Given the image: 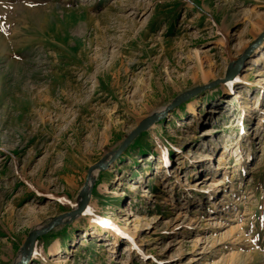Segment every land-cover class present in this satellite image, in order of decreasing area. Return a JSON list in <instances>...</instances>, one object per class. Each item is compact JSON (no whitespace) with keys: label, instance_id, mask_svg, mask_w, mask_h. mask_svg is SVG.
<instances>
[{"label":"rangeland","instance_id":"1","mask_svg":"<svg viewBox=\"0 0 264 264\" xmlns=\"http://www.w3.org/2000/svg\"><path fill=\"white\" fill-rule=\"evenodd\" d=\"M263 30L264 0H0V264H264Z\"/></svg>","mask_w":264,"mask_h":264},{"label":"water","instance_id":"2","mask_svg":"<svg viewBox=\"0 0 264 264\" xmlns=\"http://www.w3.org/2000/svg\"><path fill=\"white\" fill-rule=\"evenodd\" d=\"M264 37V30L263 32L257 37V39L250 45V47L248 48V50H250V48H253L255 47L259 42L260 40ZM247 50V51H248ZM236 66V65H235ZM235 69H229L227 71V73L225 74V76L223 78H220V79H216L214 81H211L210 83L208 84H205V85H201V86H198V87H194L193 89H190L188 91H186L185 93L177 96L176 98H174L168 105H166L163 109V112L165 111H169L172 107H174L175 105H177L180 101L186 99L187 97H189L190 95L200 91L201 89H204L206 87H209L217 82H225L229 79L232 78L233 74L235 73ZM157 117H154L153 115L147 117V118H144L142 120H140L138 122V124L135 126L134 129H132L129 134L125 137V139L122 141V143L119 145V147L116 149L115 153H113V155L111 156V158L109 159L112 160V158H114L116 155H118L126 146L127 144L132 140V138L137 134L139 133L140 131L144 130L149 124H151ZM108 165V163H104V164H101V163H95L91 166L88 167L87 169V175H86V182L84 183L83 187L81 188L80 190V197H81V201L80 203L72 210L70 211H67V212H64L58 216H56L50 223H48L44 228H41V229H38V230H35V231H32L31 233H29L28 235V243L31 245L35 239V237L37 235H40L42 233H45L47 231H49L50 229H52L54 226H56L57 224H59L62 220V218H64L65 216L67 217H74L76 214L80 213L84 207L86 206L87 204V191L90 192V186H87V181H89L90 179V173L93 169H104L106 166ZM86 189V191H85ZM25 248V245H23L22 247V251H21V257L20 259L14 263V264H24L26 262V259H27V256H28V252L27 254H23V250Z\"/></svg>","mask_w":264,"mask_h":264},{"label":"bare ground","instance_id":"3","mask_svg":"<svg viewBox=\"0 0 264 264\" xmlns=\"http://www.w3.org/2000/svg\"><path fill=\"white\" fill-rule=\"evenodd\" d=\"M264 59V52H262L261 54H260V56L258 57V59H255L254 60V63H257L258 61H262ZM229 69H232V66H229ZM192 114L193 115H195L196 114V110L194 109V108H192ZM158 116H160V114H157V115H155L154 117H158ZM187 123H192V120L190 121H188ZM97 169V168H96ZM138 187V185H135V186H133V188H137ZM216 224H218V222L216 221ZM117 230H120V231H122L123 233H127L128 231L126 230V229H124V230H122V229H120V227H118L117 228ZM95 231V230H94ZM93 231V234L92 235H95L96 233ZM83 244V241H81V245ZM137 250V249H136ZM234 256V255H233Z\"/></svg>","mask_w":264,"mask_h":264}]
</instances>
